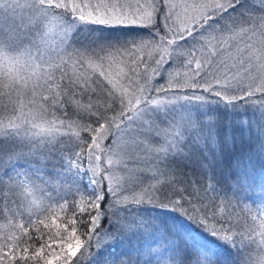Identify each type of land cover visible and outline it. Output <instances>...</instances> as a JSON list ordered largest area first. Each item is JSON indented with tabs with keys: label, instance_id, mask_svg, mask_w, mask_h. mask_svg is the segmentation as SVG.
I'll use <instances>...</instances> for the list:
<instances>
[{
	"label": "trees",
	"instance_id": "16d2710c",
	"mask_svg": "<svg viewBox=\"0 0 264 264\" xmlns=\"http://www.w3.org/2000/svg\"><path fill=\"white\" fill-rule=\"evenodd\" d=\"M249 1L257 5L252 0H239L234 7L211 19L210 24H224L238 14L262 12L260 6L257 7L261 10H251L257 9L254 6L241 11ZM51 12L60 18L78 20L71 9ZM165 13L157 15L153 29L136 25H97L98 32L110 34L112 37H108L117 46L153 38L157 29L164 30ZM30 17L23 7L14 12L0 9V36H19L15 44L35 38L37 21L30 22ZM240 27L227 35L239 34ZM109 28H112L110 32ZM114 29L122 33L117 37ZM94 35L75 29L64 38L66 45L61 47L62 53L58 50L56 56H48V62L43 63L41 70L52 77L47 83L40 79L39 84L45 87H36L33 92L30 84L19 94L11 92V99L10 92L0 95V119L5 123L13 105L17 114L22 110L26 115L42 106L44 120L37 122L48 121L66 128H53L54 132L41 135L5 130L0 135V248L6 250L11 238V245L17 247L16 264H24L21 256L29 257L27 264H44L39 257L32 259L33 253L43 248L42 255L52 259L54 253L61 252L59 245L68 242L69 220L89 219L79 208L82 201L94 194L95 186L90 189L86 185L82 180L86 172L78 173L77 167L83 165L95 134L89 128L98 127L94 113L99 109L110 118L115 112L106 111L111 106V97L102 88L90 81L85 86L84 81L78 79L79 75L72 78L70 70L74 67H70L68 61L57 65L60 57L70 60L72 50L88 44ZM99 38L104 40L103 36ZM137 55L141 59L147 57L146 52ZM166 64L161 71L166 69ZM192 64L195 65V61ZM78 70L80 72L81 68ZM160 81L152 80V83ZM49 84L51 90H48ZM203 95L214 101L213 104L204 106L201 112H192L201 124L192 125L185 133L184 143L170 149L163 175L153 188L154 194L163 193L181 200L188 216L180 217L174 211L147 203H144L146 208L142 204L141 208H122L128 210L131 218L128 223L137 226L127 228L118 224L116 230L109 231L111 239L100 247L89 246L83 255L77 253L71 257L64 249L61 259L65 264L73 260L77 264H240L237 248L245 249L251 241L260 239V222L264 219V109L248 103L247 97L230 106L209 93ZM259 96L257 92L253 99L258 100ZM119 107L117 101L114 108ZM194 136L200 140L196 142ZM98 188L105 190L104 183ZM85 227L78 223L77 235H81ZM110 227L109 224L106 229ZM213 230L218 235H214ZM224 236L230 240H223ZM81 238L88 239L86 235ZM24 247L29 248L26 254L21 251Z\"/></svg>",
	"mask_w": 264,
	"mask_h": 264
},
{
	"label": "snow or ice",
	"instance_id": "6c2138e0",
	"mask_svg": "<svg viewBox=\"0 0 264 264\" xmlns=\"http://www.w3.org/2000/svg\"><path fill=\"white\" fill-rule=\"evenodd\" d=\"M239 0H193L192 3L175 4L172 0H152L151 3L138 5L139 14L125 10V5L122 3L111 2V0H96V3L77 2V0H24L21 5L20 0H0V9L6 6L13 11L25 6L33 11V16L30 17V22L37 17H46L54 9H71L72 14L80 21L90 22L97 25L116 26V25H136L149 29L156 28V17L159 13H163L165 9L168 14L164 15V30L161 32L157 29L155 38H143L138 41H130L120 46L105 45L99 49L91 51L93 56H96L101 62L109 61L106 69L103 63L96 65L92 62L91 57H83L87 61L88 68L99 70L113 90L109 91L111 97V106L106 111H114L112 117H108L104 111L97 109L94 115L96 116V128H89L90 131L96 133L92 137V145L96 148L100 147V141L107 137L110 140L105 153L107 163L110 166L105 169V175L100 180L95 179L96 172L99 171V165L93 169L92 182L95 186V192L90 199L81 202L79 211L81 214H86L89 219L87 221H77L76 219L69 220L70 234L66 244L59 245L61 252L54 253L52 259H46L42 255L43 248L33 253L32 259L39 257L44 260V264H65V260L61 259L64 249L67 250L71 257L77 256V253L83 255L89 246L93 244L100 247L107 240L111 239V235L107 233L106 226L103 224L104 218L107 217L109 223L116 221L122 226L131 228L137 225L127 223L122 217L114 215L118 209V205H138L147 203L157 208L174 211L180 217H187V212L183 209L181 200L171 199L169 196L159 193L153 194L148 190L136 192V187L143 183L141 178L136 174L135 170L128 168L125 163V158L132 154L129 151L130 146L139 148L144 141L138 140V137L143 136L146 131L159 132V126L149 117H146V111L155 106V109H164L177 101L181 100H203L204 95L196 93H210L218 97L221 102L228 105H233L234 102L244 100L247 97V102L253 105H258L264 109V15L259 17H248L245 20L239 17L225 21L223 25L210 24L209 21L213 17H219L228 9L234 7ZM131 8V5L127 6ZM177 8H182V12H176ZM175 13V15H173ZM59 17H52L49 23L58 21ZM250 24L251 27L244 28L242 25ZM207 26V27H206ZM237 26L244 35H248L251 43H247L245 50L248 53L247 60L243 61L237 67V59L243 56V52L237 47L236 55L234 56L228 48L225 47L230 39L234 36H226L225 33H235ZM259 34V38H257ZM7 41L9 45H14L15 41L19 40V36L9 34L0 36V42ZM191 41L187 47H179L178 42ZM215 41V44H212ZM205 49L199 58L193 55V51L197 49ZM209 45L212 49L209 50ZM146 52L148 60L138 57V53ZM103 54V55H102ZM83 56V54H81ZM117 56H127L131 60L118 61ZM187 59L188 72L185 73L187 78L180 76L178 73L173 75V71L167 69L168 86H160L158 89L152 83L153 74L162 73L161 69L166 63H170L171 67L176 65L183 66V61ZM195 61L196 68L191 69L192 62ZM231 61V66L229 64ZM124 65L123 68L112 70L113 64ZM250 65L244 72V75H239V68H243L244 64ZM145 65L143 72L140 71V65ZM153 64L155 67H153ZM232 68H236V72H232ZM127 69V71H125ZM254 70V74H253ZM132 73L133 75H129ZM231 73V75H229ZM36 76V82L33 84V92L36 87H45L39 84L40 79H45L46 83L52 80L51 75L47 71L33 72ZM30 79V78H27ZM82 79L87 86V73H84ZM121 80L129 81L128 85L121 83ZM75 84L77 81H72ZM100 88V85H97ZM27 89L19 85H13L11 92L15 91L19 94L22 90ZM184 89L181 94L173 92V98L161 100L151 95L155 90L163 94L165 98L169 96L171 90ZM48 90H51V85H48ZM95 91V90H93ZM11 92L9 93L11 99ZM257 92L260 93L259 99H253ZM116 93H120L119 96ZM187 93V94H185ZM243 93V95H238ZM47 99V98H45ZM55 99V97H53ZM119 102V109L114 108ZM8 106H5L7 110ZM13 105L9 116L6 117L7 123L0 119V135H3L5 130H15L20 133L29 135L50 134L53 131L52 122L37 121L44 120V109L41 106L27 115ZM103 121V123H101ZM181 126L190 125V121L181 117L177 121ZM46 125V126H45ZM174 146V143L169 145ZM147 151H155L157 159H160V153L165 152V148L161 146L157 149H147ZM91 158V153H90ZM96 161L101 160V156H95ZM119 165L120 167H117ZM120 173H124L121 175ZM101 180L108 182L107 191L103 188H98ZM124 192H129V195H123ZM111 198H110V196ZM189 219H191L189 217ZM55 224V221H53ZM86 225L85 231L81 235H77V224ZM60 227V225H57ZM67 230V229H65ZM214 235H218L216 230H213ZM87 236L84 240L81 237ZM228 241L230 237H221ZM75 243H72V241ZM23 253H28L29 248L21 249ZM17 247L11 245L9 238V247L5 250L0 248V264H16ZM24 264H27L29 257L21 256ZM71 264H77L73 260ZM264 264V258L261 260Z\"/></svg>",
	"mask_w": 264,
	"mask_h": 264
},
{
	"label": "rangeland",
	"instance_id": "374dc122",
	"mask_svg": "<svg viewBox=\"0 0 264 264\" xmlns=\"http://www.w3.org/2000/svg\"><path fill=\"white\" fill-rule=\"evenodd\" d=\"M252 1L257 2V5H253L249 1V3L243 5L240 8V10L243 11L246 9H251L254 6L257 9H251V10H253V11L254 10H261L260 8L257 7V6H260L263 9L262 12H260V13L259 12H252L251 14H245L244 16H240L238 14L236 17H239L240 19L245 20L250 16L259 17L261 15H264V0H256V1L252 0ZM77 2L86 3V2H88V0H77ZM91 2L94 4V3H96V0H91ZM111 2H117V0H111ZM118 2L122 3L126 6L125 7L126 11H130V12L138 15L139 10H138L137 6L138 5H144L146 3H151L152 0H118ZM172 2L179 5V4H184V3H192L193 0H172ZM20 3H21V5H23L24 0H20ZM128 5H131V8H128L127 7ZM22 7L26 8V10L28 11L29 15H31V17L33 16L32 9L25 7V6H22ZM165 11H166L165 14L167 15L168 10L165 9ZM175 11L176 12H182L183 9L177 8ZM173 15H175V13H173ZM228 16L229 15H227L225 17H228ZM52 17H58V16L54 13V15H52L49 20H51ZM212 19H214V17ZM34 20L38 21L39 17H37ZM49 20L47 21L46 28L44 29L45 34L43 35V38L41 39V41L39 43L40 50L43 53H45L46 59L49 60L48 56H56L58 50L60 53H62L61 47L66 45V41H64V38L69 36L70 33H72L75 29H79L80 31H82L84 33H89V34L93 33V34H95L93 37L94 39L88 41V44H83L79 50H77V51L75 49L72 50L71 54L68 56L70 58V60H66L63 57L62 58L60 57L61 61H59L57 66H62L64 62L68 61L67 64L70 67H74L73 70H70V75L72 76V78H76L77 75L82 77L84 73H87V76H88L87 83H89L88 81H90L95 86L100 85V88H102L108 95H109L108 90L111 89V90L115 91L114 89H112V85L109 84L108 81L103 76L100 75L99 70H93L92 68H88L87 61L83 59V57H91V60L94 64L99 65V64L103 63L104 67L107 69L109 61L105 60V61L101 62L100 60L97 59L96 56L92 55L91 51L99 49L101 46H105V45L117 46L114 43L115 41L110 40V38L108 37L110 34L104 33V35H103L101 33V31L98 32L99 27L97 26V24H92L90 22L80 21L79 19L75 20V18L68 19V17L67 18L66 17L65 18L59 17L58 21H55L51 24L49 23ZM214 22H215V20H214ZM213 24L223 25L221 22L213 23ZM244 25H242V27H244V28L251 27L250 24H247V25L244 24ZM111 29L112 28H109L107 30H109V32H110ZM114 30H116V32H117V37L120 35V32L122 33V30H117V29H114ZM227 34H230V33H225L226 36H229ZM250 35H251V33H248V35H244V33L240 31L239 34L234 36L235 37L234 39H230L228 44L225 45V47L228 48L229 51L234 56L236 55V48L237 47L241 50V52H243V56L241 58L237 59V61H236L237 67H239V65L243 61L247 60V58H248V53L244 50H245L246 44L251 43V41L248 39V36H250ZM101 36L104 37V40L99 38ZM153 38H155V35L153 36ZM257 38H259V34H257ZM190 43H191V41H180V42H178V46L179 47H187L188 45H190ZM212 44H215V41H212ZM208 47H209V50L212 49V46H208ZM197 49H199V51L194 50L193 55H195L197 58H199L201 53L205 52V49H200L199 45H197ZM81 54H83V56ZM147 58H148V56L145 57L144 59L147 60ZM116 59L118 61L127 60V56H124V57L117 56ZM128 63L131 64V62H129V61H128ZM231 63L232 62L229 61L230 66H231ZM80 64H81V66L84 65V67L87 68V70H85L84 67H79ZM187 64H188L187 59H185L183 61V66L178 64L176 66H173V68H169V67H171V64L168 63V64H166V69L162 71V73H164V75L163 74L160 75L158 73L153 74L152 80H161L159 83L154 84L156 86V88L158 89L160 86H164L165 88H167L168 79H169V77L167 75V71H166L167 69L172 70L173 75H176L178 73L180 76L187 78L185 76V73H187L189 71L187 68ZM123 67H124V65L122 63L113 64L112 70H116L117 68H123ZM144 67H145V65H143V64L140 65V71L141 72H143ZM153 67H155L154 64H153ZM249 67H250V65L247 64V66H246V63H245L243 68H239V75L243 76L245 70ZM78 68H81L80 72H79ZM195 68H196V63H195V65L191 64V69L194 70ZM236 70H237L236 68H232V72H236ZM125 71H127V69H125ZM253 74H254V70H253ZM129 75H133V74L129 73ZM229 75H231V73H229ZM92 83H91V85H92ZM121 83L124 85H128L129 81L121 80ZM184 91H186V90L181 89V90H179V92H177V90L173 89L169 92V96L167 98H165L163 96V94L154 90L152 96H154L158 99H161V100H165V99L173 98V92H177V94H181ZM185 94H187V93H185ZM196 94H198V95L202 94L203 95V93H199V92ZM116 95L119 96L120 93H116ZM238 95H243V93H238ZM215 98L218 99L217 97H215ZM213 102L214 101L209 100V97L204 98L203 100H191V101L181 100V101H177L176 103H174V104H172V105H170V106H168L162 110L161 109H155V106H151L146 111V113H145L146 117H149L151 120H154L158 124L160 131L157 132V131L153 130V131L144 132L143 136L137 138L138 140H143L144 143L139 148H137L136 146H130L129 151L131 152L132 155L130 157L125 158V163L127 164L128 168L135 170L136 174L143 181L142 184H140L136 187L135 190L137 193H139L141 190H148L154 194L153 188L155 186L157 179L159 177L161 178L163 175V169H164V166H166L165 164L167 161L166 156L170 155V149L172 151L174 146L182 145L184 143V137L186 135L185 133L192 127V125L193 126L195 125L197 127L201 124L198 116H194V114L192 112L194 110L195 111L197 110V112H201L200 110H203L204 106H208L209 104L212 105ZM181 117H184L187 120H189L190 125L181 126L177 122V121H179V119ZM38 123H40V122H38ZM53 128L57 129V130H60V129L65 130L66 129V128H63L62 126L60 127V126L55 125V124H53ZM54 131H52V132H54ZM65 132H66V134L68 133V131H65ZM194 140L197 142L200 140V138L194 136ZM92 143L93 142L91 140V143L89 144V146L92 145ZM109 143H110V140L107 137H105L104 139H102L100 141V147L96 148L95 146H93L90 148L88 146L87 152L84 155L85 157L83 160L84 161L83 165L82 166L80 165L77 167L78 173H80V172L82 173L83 171L86 172L85 175L82 176V178H83L82 180L86 183V185L90 189H94V183L92 182L93 169L96 168L97 165H99V171L96 172L95 179L100 180L101 177L106 174L104 170L110 167L107 163L106 153H105V150H106ZM173 143H174V146H169ZM161 146H163L165 148V152L159 154L161 157L160 159L156 158L157 153L155 151H151V152L147 151V149H157V148H160ZM90 153H91V158H90ZM97 155L101 156L100 161L95 160V156H97ZM117 167H120V166L117 165ZM120 174L124 175V173H120ZM101 183H104L105 191H107L108 182L106 180H101ZM129 194H130L129 192L123 193V195H129ZM109 196H110V194H109ZM110 198H111V196H110ZM141 204L144 206L143 208L148 207L144 203H141ZM139 205L140 204H138V205H127V206L118 205L117 206L118 209L114 213V215H118V216L122 217L128 223L131 219L128 215L129 214L128 210L124 211L121 209L125 208V210H126L127 208L130 209L133 207L134 208H141L142 206L140 207ZM104 223L106 225L107 224L111 225V227L107 229L108 234H110V232H109L110 229H111V231L113 229L116 230L117 225L119 224L116 221L109 223L107 217H106Z\"/></svg>",
	"mask_w": 264,
	"mask_h": 264
},
{
	"label": "clouds",
	"instance_id": "9594fccd",
	"mask_svg": "<svg viewBox=\"0 0 264 264\" xmlns=\"http://www.w3.org/2000/svg\"><path fill=\"white\" fill-rule=\"evenodd\" d=\"M5 12H14L10 7L4 8ZM33 12V11H32ZM54 13L40 17L37 21V35L27 42L9 45L7 41L0 42V95H7L13 85L27 88L36 82L33 72L39 73L43 63H47L45 53L40 50L39 43L45 34L47 21ZM41 63H37V61ZM30 78V79H27ZM6 90V91H5ZM261 232L258 241H251L249 246L240 251V264H261L264 258V219L260 222ZM259 245L257 248L256 245Z\"/></svg>",
	"mask_w": 264,
	"mask_h": 264
}]
</instances>
